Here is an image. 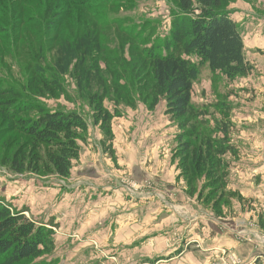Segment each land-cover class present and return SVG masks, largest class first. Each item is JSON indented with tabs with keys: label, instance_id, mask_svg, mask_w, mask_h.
Returning <instances> with one entry per match:
<instances>
[{
	"label": "rangeland",
	"instance_id": "1",
	"mask_svg": "<svg viewBox=\"0 0 264 264\" xmlns=\"http://www.w3.org/2000/svg\"><path fill=\"white\" fill-rule=\"evenodd\" d=\"M49 1L0 0V204L52 230L53 238L55 224L47 227L39 221L46 196L57 191L61 203L68 200V209L75 195H88L91 188H100L104 195L112 187L129 198L154 194L171 201L173 193L160 187L169 177L187 184L186 196L199 197L202 206L210 201L216 211L223 198L229 205L238 195L227 189L233 156L240 170L264 166V0H223L253 72L229 81L200 67L191 109L203 116L183 129L165 114L164 100L149 108L151 97L144 85L151 84V77L142 81L150 71L149 63L142 61L144 51L158 49L169 38L179 13L177 0H73L76 6L69 0ZM98 99L108 117L104 124L92 106ZM41 112L75 113L87 124L76 142L78 158L65 178L51 172L49 147L36 146L18 128L19 119H34ZM217 121L229 125L225 142L215 128ZM228 147L234 150L224 158L218 152ZM196 149L203 157L209 152L215 164L205 162L195 169ZM16 154L17 167H23L18 172L11 166ZM170 160L176 172L164 170ZM216 164L217 173H209ZM235 175L234 183L248 179ZM238 198L241 211L252 209L256 219L246 216L233 223L244 219L264 232V194L258 201ZM58 206L57 200L49 203V211L57 214ZM55 248L20 264H91L89 255L79 261L81 255L68 256ZM106 257L100 254L99 261Z\"/></svg>",
	"mask_w": 264,
	"mask_h": 264
},
{
	"label": "crops",
	"instance_id": "2",
	"mask_svg": "<svg viewBox=\"0 0 264 264\" xmlns=\"http://www.w3.org/2000/svg\"><path fill=\"white\" fill-rule=\"evenodd\" d=\"M234 157L229 167L232 181L227 189L233 193L237 190L240 198L258 201L264 194V166L240 170ZM164 167L168 172H176L172 160ZM235 174L248 179L234 183ZM187 186L182 180L170 181L168 177L160 187L173 193L175 198L171 201L154 194L129 198L112 187H107L105 190L110 193L104 195L100 188H91L88 195L74 196L71 209L67 208V199L61 203L60 193L52 192L41 205L39 223L47 227L55 224V251L81 255L79 261L89 255L91 264H221L224 254L243 264H264V253L239 240L233 226L236 218L250 216L255 220L252 209L241 211V199L236 196L229 199V205L224 204V198L220 200L215 211L210 201L202 206L203 200L197 201L199 197L186 196ZM244 188L242 193L240 189ZM253 191L255 198L249 194ZM50 197H54L51 202ZM56 200L57 214L49 211V203ZM100 254L107 255L105 261H99Z\"/></svg>",
	"mask_w": 264,
	"mask_h": 264
},
{
	"label": "trees",
	"instance_id": "3",
	"mask_svg": "<svg viewBox=\"0 0 264 264\" xmlns=\"http://www.w3.org/2000/svg\"><path fill=\"white\" fill-rule=\"evenodd\" d=\"M53 1L55 0H50L49 5ZM177 2L179 13L173 17L169 38L158 49L151 47L144 51L142 61L149 63L150 71L142 77V81L151 77V84L144 85L151 97L149 108L153 109L160 100H164L165 114L178 122L179 129H183L197 117L203 116L191 109L193 82L198 77L200 67L207 66L211 72H218L229 81L249 76L253 67L244 56L242 38L230 13L223 8V0ZM69 3L74 2L69 0ZM192 58H196L198 63H194ZM92 106L95 116L103 124L106 123L108 117L102 114V100L94 101ZM24 109L33 107H23ZM200 123L204 124L203 121ZM17 124L21 133L36 146L49 147L51 151L48 153V166L51 172L59 177H67L72 162L78 158L79 147L76 142L87 131V124L82 117L75 113L41 112L34 119H19ZM215 128L222 134L225 142L228 123L217 121ZM183 148L187 151L190 147L184 143ZM233 150L228 147L218 153L224 155ZM202 153L201 149L192 150V163L197 170L202 163H212L209 152L205 157ZM16 157L17 154L11 166L18 172L23 167H17ZM218 158L220 160V156ZM31 159L34 164L38 163V158ZM218 166L216 164L208 172L217 173ZM54 245L52 230L37 226L24 215L12 213L0 204V264L35 261L53 253Z\"/></svg>",
	"mask_w": 264,
	"mask_h": 264
},
{
	"label": "built area",
	"instance_id": "4",
	"mask_svg": "<svg viewBox=\"0 0 264 264\" xmlns=\"http://www.w3.org/2000/svg\"><path fill=\"white\" fill-rule=\"evenodd\" d=\"M234 229L237 232V237L239 240L251 245L254 250L264 253V232L258 229H252L249 223L240 219L234 224ZM221 264H243L237 258L232 255H223Z\"/></svg>",
	"mask_w": 264,
	"mask_h": 264
}]
</instances>
